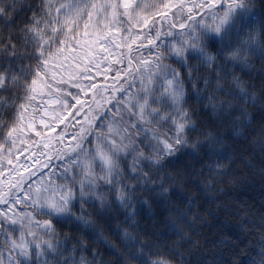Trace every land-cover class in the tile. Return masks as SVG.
<instances>
[{"label":"snow or ice","instance_id":"snow-or-ice-1","mask_svg":"<svg viewBox=\"0 0 264 264\" xmlns=\"http://www.w3.org/2000/svg\"><path fill=\"white\" fill-rule=\"evenodd\" d=\"M254 11L0 0V264H224L252 217L216 193L242 179L239 137L264 151Z\"/></svg>","mask_w":264,"mask_h":264},{"label":"clouds","instance_id":"clouds-1","mask_svg":"<svg viewBox=\"0 0 264 264\" xmlns=\"http://www.w3.org/2000/svg\"><path fill=\"white\" fill-rule=\"evenodd\" d=\"M254 13L257 19H264V0H253ZM253 62L257 71L251 73L255 76L254 90L257 93L255 101H248L247 107L252 113H259L264 110V89L259 85L261 66H264V54L257 52L253 56ZM253 83L250 81V84ZM236 126L243 128L240 121L235 122ZM219 131L228 135L231 131V125L225 124ZM238 144L243 145V151L246 153L244 162L247 165L241 170L242 179L236 185L239 191L236 193V199L241 200L247 205L252 221V227L249 231L238 234L239 243L230 247L223 253L220 259L224 264H231L232 257L235 256L238 264H261L264 258V227H261L259 221L264 217V151L258 144L251 143L249 138L241 136L237 139ZM251 161V162H250ZM208 256L199 253L193 257H186L191 260V264H207Z\"/></svg>","mask_w":264,"mask_h":264},{"label":"trees","instance_id":"trees-1","mask_svg":"<svg viewBox=\"0 0 264 264\" xmlns=\"http://www.w3.org/2000/svg\"><path fill=\"white\" fill-rule=\"evenodd\" d=\"M30 2H34V0H24V3H30ZM3 25L0 24V28H2ZM253 72L257 71V69H252ZM247 79V77H245ZM256 114V113H253ZM239 191V189L235 186L232 185H228L225 188V191L223 193H216V195L218 196H222L223 198H230L232 200H236V193ZM243 199H246V197L242 198L240 201L243 202Z\"/></svg>","mask_w":264,"mask_h":264}]
</instances>
